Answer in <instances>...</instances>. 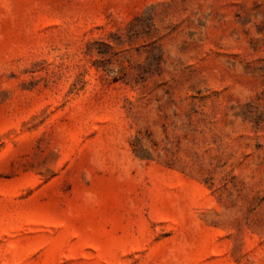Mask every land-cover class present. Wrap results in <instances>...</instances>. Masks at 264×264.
Segmentation results:
<instances>
[{"label": "rangeland", "instance_id": "rangeland-1", "mask_svg": "<svg viewBox=\"0 0 264 264\" xmlns=\"http://www.w3.org/2000/svg\"><path fill=\"white\" fill-rule=\"evenodd\" d=\"M0 264H264V0H0Z\"/></svg>", "mask_w": 264, "mask_h": 264}]
</instances>
